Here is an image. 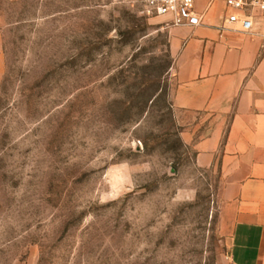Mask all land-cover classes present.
<instances>
[{"label": "rangeland", "instance_id": "1", "mask_svg": "<svg viewBox=\"0 0 264 264\" xmlns=\"http://www.w3.org/2000/svg\"><path fill=\"white\" fill-rule=\"evenodd\" d=\"M171 27L136 0H0V264H228Z\"/></svg>", "mask_w": 264, "mask_h": 264}, {"label": "crops", "instance_id": "2", "mask_svg": "<svg viewBox=\"0 0 264 264\" xmlns=\"http://www.w3.org/2000/svg\"><path fill=\"white\" fill-rule=\"evenodd\" d=\"M231 12L219 1L203 25L170 28L171 99L197 122L185 135L203 123L207 129L195 142L196 160L221 172L223 210L231 221L228 264H264V19L253 10V27L245 32L227 21Z\"/></svg>", "mask_w": 264, "mask_h": 264}, {"label": "built area", "instance_id": "3", "mask_svg": "<svg viewBox=\"0 0 264 264\" xmlns=\"http://www.w3.org/2000/svg\"><path fill=\"white\" fill-rule=\"evenodd\" d=\"M146 14L164 19L170 26L194 28L204 23L209 8L222 1L232 10L227 17L229 23L239 22L245 32L253 27L252 11L256 10L264 19V0H136ZM238 12L244 15L239 16Z\"/></svg>", "mask_w": 264, "mask_h": 264}]
</instances>
